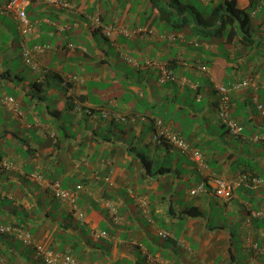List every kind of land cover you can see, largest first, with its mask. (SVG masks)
<instances>
[{
  "label": "crops",
  "instance_id": "crops-1",
  "mask_svg": "<svg viewBox=\"0 0 264 264\" xmlns=\"http://www.w3.org/2000/svg\"><path fill=\"white\" fill-rule=\"evenodd\" d=\"M4 1L0 221L34 240L0 237L9 264L43 263L35 243L73 252L75 244L82 264H264V185L240 184L230 199L190 193L211 170L264 180V117L253 101H264V0H237L251 33L231 41L157 17L150 0H25L39 71L25 63L19 22ZM198 1L211 10L223 0ZM166 71L173 77L163 79ZM246 77L257 83L231 94V116L243 126L232 135L217 89ZM155 118L198 148L205 165L155 142ZM55 179L77 191L75 201L44 184Z\"/></svg>",
  "mask_w": 264,
  "mask_h": 264
},
{
  "label": "built area",
  "instance_id": "built-area-1",
  "mask_svg": "<svg viewBox=\"0 0 264 264\" xmlns=\"http://www.w3.org/2000/svg\"><path fill=\"white\" fill-rule=\"evenodd\" d=\"M52 1V0H48ZM25 0H11L4 7V11L13 14L14 18L19 22L21 33L23 38L21 39L22 56L27 65L34 70L38 69L37 63L33 55V49L29 46L26 36L29 35L32 30L33 23L28 18L26 9L24 8ZM68 5V3H65ZM97 20V19H96ZM127 32V30H123ZM47 46H44L46 48ZM202 69H206L203 66ZM173 75L171 72H165L163 79H170ZM74 79L73 76H71ZM257 80L252 77L243 78L240 81L232 82L229 84H222L218 86L219 100H218V114L223 120L224 124L228 127L229 132L232 135H239L243 129V126L231 116V94L233 91L245 88L256 87ZM4 103H9L16 106V100L13 96H5L3 98ZM253 101L256 105L261 116L264 117V104L258 100L257 96L253 97ZM91 113V110H88ZM103 116H108L106 110L102 111ZM122 117L121 119H124ZM152 138L157 143H168L173 146L181 148L183 151H191L194 158L199 164L205 165V159L203 153L198 148H193L189 142L178 132L171 130L165 126L163 121L159 118L154 119V132ZM49 187L53 194L64 202H73L76 200L77 191L63 188L59 179L53 181L44 182ZM240 184H244L246 187L257 188L264 185V180L259 176L252 173H243L237 178L230 179L217 171L211 170L206 177V180L190 190L192 195H198L205 192H211L220 199H230L234 190ZM82 185H77V190L81 189ZM261 214V212H257ZM0 233L9 234L17 237L26 244L33 242L32 234L23 229L20 226L3 224L0 222ZM106 235V232H102ZM164 235H168V232H164ZM37 252L42 256L46 264H82L75 256L69 252H63L56 250L50 246H46L42 243L35 245ZM0 264H7L6 260L0 257Z\"/></svg>",
  "mask_w": 264,
  "mask_h": 264
},
{
  "label": "trees",
  "instance_id": "trees-1",
  "mask_svg": "<svg viewBox=\"0 0 264 264\" xmlns=\"http://www.w3.org/2000/svg\"><path fill=\"white\" fill-rule=\"evenodd\" d=\"M9 1L11 0L4 1L3 3L4 7L8 4ZM150 1L151 3H153L159 8L157 17H160L161 19H166L167 21H170L179 27L183 26L184 24H192V30L197 35L198 34L199 35H207V34L223 35L225 34L227 35V40L231 41L234 39V37L238 36L239 33L242 34L243 37L245 35H250L251 33L249 26L246 25L247 18L249 15L248 11L238 7L237 0H223L219 2L216 6H214L210 10V13L207 16H203L202 7L199 5H196L191 0H172L168 2L166 5L163 4L164 0H150ZM160 1L162 2L161 6L158 5ZM1 40L3 41V39ZM38 83L39 82H35V84H38ZM258 100L264 104L263 100H260V99ZM255 108H256V105H255ZM185 140L189 142L186 138ZM160 144H163V143H160ZM145 165H146V170H148L147 163H145ZM187 213L191 215H201L202 214L198 210H194V209H189ZM0 237L1 238L6 237L12 240L18 239L15 236L5 234V233H0ZM72 248L74 252L77 251L75 252L76 255L74 254L73 251L68 250V249H64L62 251H69L73 256H75L78 260L81 261L82 256H83L82 253L79 250H77L75 244H73ZM11 255H12L11 252L5 251L4 253H1V250H0V256L5 258L8 264L13 263ZM41 264H46V263L43 262Z\"/></svg>",
  "mask_w": 264,
  "mask_h": 264
},
{
  "label": "rangeland",
  "instance_id": "rangeland-1",
  "mask_svg": "<svg viewBox=\"0 0 264 264\" xmlns=\"http://www.w3.org/2000/svg\"><path fill=\"white\" fill-rule=\"evenodd\" d=\"M124 1V0H123ZM193 3H195L196 5H199V6H203L205 11H209L210 10V6L209 7H206L205 4H202L200 1L198 0H191ZM14 67L18 70V69H22L24 67V63H22L20 60H16L14 63H13ZM24 72H29V68L26 67L25 68V71ZM3 91V89L1 88L0 89V93ZM6 91H8L6 89ZM218 99H219V96H218Z\"/></svg>",
  "mask_w": 264,
  "mask_h": 264
},
{
  "label": "clouds",
  "instance_id": "clouds-1",
  "mask_svg": "<svg viewBox=\"0 0 264 264\" xmlns=\"http://www.w3.org/2000/svg\"><path fill=\"white\" fill-rule=\"evenodd\" d=\"M48 47V46H47ZM37 63V62H36ZM29 66V65H28ZM37 66H38V64H37ZM33 69V68H32ZM34 70V69H33ZM36 71H39V67H38V69L36 70ZM219 100V99H218ZM217 106H218V104H217ZM11 225H15V224H11ZM16 226H20V225H16ZM20 227H22V226H20ZM23 228V227H22ZM23 229H25V228H23ZM26 230V229H25ZM28 231V230H27ZM30 232V231H29ZM31 233V232H30ZM32 234V233H31ZM33 237V236H32ZM34 241V240H33ZM23 242V241H22ZM24 243V242H23ZM26 244V243H25ZM30 244H33V242L32 243H30ZM36 244H38V243H35L34 244V247H35V249H36ZM43 244V243H42ZM45 245V244H44ZM46 246H48V245H46ZM50 246V245H49ZM50 247H52V246H50ZM53 248V247H52ZM55 249V248H54ZM57 250V249H56ZM59 251H62V250H59ZM36 252H37V250H36ZM63 252H65V251H63ZM66 252H69V251H66ZM70 253V252H69ZM37 254L42 258V256L37 252ZM1 257V256H0ZM3 258V257H2ZM5 259V258H4ZM43 259V258H42ZM6 260V259H5ZM43 261H44V259H43ZM80 261V260H79ZM7 262V261H6ZM45 262V261H44ZM81 262V261H80ZM82 263V262H81ZM7 264H8V262H7Z\"/></svg>",
  "mask_w": 264,
  "mask_h": 264
}]
</instances>
